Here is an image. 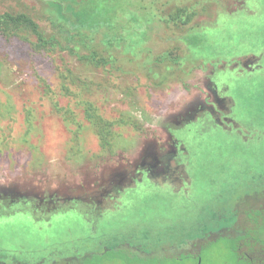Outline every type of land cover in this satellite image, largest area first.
I'll return each instance as SVG.
<instances>
[{
    "label": "rangeland",
    "instance_id": "obj_1",
    "mask_svg": "<svg viewBox=\"0 0 264 264\" xmlns=\"http://www.w3.org/2000/svg\"><path fill=\"white\" fill-rule=\"evenodd\" d=\"M57 1L0 0L64 48L0 30V243L60 226L123 248L92 264H198L156 252L216 229L199 264H239L218 227L264 192V0H72L79 32Z\"/></svg>",
    "mask_w": 264,
    "mask_h": 264
},
{
    "label": "flooded vegetation",
    "instance_id": "obj_2",
    "mask_svg": "<svg viewBox=\"0 0 264 264\" xmlns=\"http://www.w3.org/2000/svg\"><path fill=\"white\" fill-rule=\"evenodd\" d=\"M257 217L258 216L249 217L251 221L250 226H239L233 231L235 255L239 264H264V227L251 225L258 222ZM98 222L99 221L95 220L93 224L96 225ZM5 227L6 226H4V229ZM22 227L25 237L22 236L16 239L17 241L15 242V244L17 245V247H15L14 250L12 248L7 249L5 247L7 245L0 243V264H55V262H59L57 264H60L62 260H66L68 262L67 264H70V262L72 261V257L74 258V260L80 261L83 246H90V248H94L96 250V246L93 243L94 241L91 243V245L87 243L85 244L84 241L82 242L83 238H81L82 240L80 241V247L78 246L79 242L72 244L69 243L70 245L65 249L64 245L61 247L57 244H52V242H54V240L59 235L57 234V232L60 226H54L50 228L52 235L48 239H45V235L43 237V235L41 234L42 229L36 230L29 228L26 225ZM2 230L3 227L0 228V231ZM217 233L219 232H209V236L206 238L199 237L198 239H193L190 242L179 244L177 245V247L173 244H170L166 246L168 248L159 250L156 253L158 255H161V253H164V255L165 253H169L171 254L170 257H173L174 260L187 256L188 258H192L199 264L202 262L203 254L207 250L208 246L204 243L201 244V241H204V239L213 241V239H215V237L220 234ZM13 239L14 238H10V240ZM39 240L43 242L46 247L48 246L47 250L43 251L40 256H34L33 251L31 252V250H25L22 248L24 247V245H29V241L36 242ZM182 253H184L183 256H181ZM130 255L134 256V259H137V261L141 259L139 258L140 256L135 254L133 251H131ZM77 264H81V262Z\"/></svg>",
    "mask_w": 264,
    "mask_h": 264
},
{
    "label": "trees",
    "instance_id": "obj_3",
    "mask_svg": "<svg viewBox=\"0 0 264 264\" xmlns=\"http://www.w3.org/2000/svg\"><path fill=\"white\" fill-rule=\"evenodd\" d=\"M58 2V1H57ZM72 3V4H71ZM59 4V14L65 21L67 27L70 30L73 31H84L87 30L85 28L86 22L84 21V17L78 13V11L75 9L72 0H64V2L61 0L58 2ZM26 28L31 31V33L36 37L37 39V46L39 48L47 49L51 47H60L61 49H64L63 46L60 45L59 41L54 37H46L40 30V26L34 21L29 15L27 14H18L14 15L11 13H4L0 14V30H10V29H20V28ZM88 31H94V30H88ZM70 53H73L72 48H66ZM81 59H85L87 61H92V63H95L97 65H103L106 64L105 60H96V57L94 55H91L89 57H83ZM1 63H0V72H1ZM235 215H237L236 219L231 218L230 223L226 226H219L218 230L225 231L226 236L222 237L219 236L222 240L228 241L232 240V237H234L233 231L235 228L239 226H250V219L249 217H255L258 216V222L251 224L252 226H258V227H264V192H258L255 195H246L243 199H241L237 204L236 208L234 209ZM216 230V229H215ZM214 230V231H215ZM224 232H221L219 235H222ZM208 233L201 234L199 237H208ZM212 237V236H211ZM79 240V239H77ZM82 239L80 238V241ZM95 240V236H85L83 237L82 242L91 245V243ZM206 241H209L208 239H204V241H201V244L208 243ZM234 240L228 241L234 244ZM209 242H212L209 241ZM48 246L43 249V251L47 250ZM130 255L131 250L126 249ZM82 251H85L81 254L80 261L74 260L72 257V261L70 264H77L81 262V264L84 263H93L95 258H100L103 256H106L108 252H118L123 251V248L120 249L118 245L112 246V248H108L104 250L103 252H98L97 250H91L90 246L82 247ZM125 251V250H124ZM34 254H36L34 252ZM155 254V253H153ZM157 254V253H156ZM135 258L134 256H132ZM139 257V256H138ZM140 258V257H139ZM59 262H55L57 264ZM68 262L66 260H62L60 264H67Z\"/></svg>",
    "mask_w": 264,
    "mask_h": 264
}]
</instances>
